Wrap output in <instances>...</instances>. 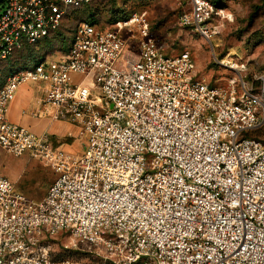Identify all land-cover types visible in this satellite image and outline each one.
Here are the masks:
<instances>
[{
	"label": "built area",
	"instance_id": "obj_1",
	"mask_svg": "<svg viewBox=\"0 0 264 264\" xmlns=\"http://www.w3.org/2000/svg\"><path fill=\"white\" fill-rule=\"evenodd\" d=\"M94 1L3 0L0 66ZM190 4L180 25L211 38L221 8ZM32 82L46 85L51 117L76 126L82 153L8 119ZM263 128L264 79L206 81L138 12L106 29L80 21L64 57H39L0 86V151L56 173L40 200L0 175V264H264V139L252 135ZM59 235L80 256L56 257Z\"/></svg>",
	"mask_w": 264,
	"mask_h": 264
},
{
	"label": "rangeland",
	"instance_id": "obj_2",
	"mask_svg": "<svg viewBox=\"0 0 264 264\" xmlns=\"http://www.w3.org/2000/svg\"><path fill=\"white\" fill-rule=\"evenodd\" d=\"M216 1L224 17L214 21L211 38L180 25L181 14L191 9L190 0L94 1L91 5L73 11L49 38L2 64L0 85L10 71L35 65L32 62L34 56L49 59L61 57L68 50L74 28L80 21L92 19L106 29L117 18L121 19L124 11L128 15L138 12L147 18L152 36L165 53L189 51L194 69L206 81L225 84L227 80L244 79L256 87L260 86L264 79V0ZM134 47L136 52V44ZM225 64H229V67ZM73 79L80 81L82 76L74 75ZM252 135L264 139V128ZM69 138L65 135L56 143L61 145L62 142L70 141ZM83 143L84 138H80L81 146L76 148V154L82 153ZM0 175L11 179L20 192L33 200L42 199L56 178L52 167L45 165L30 152L16 156L3 149L0 151ZM49 242L58 258L80 256L76 252L79 249L65 246H71L67 236L59 235L49 239Z\"/></svg>",
	"mask_w": 264,
	"mask_h": 264
},
{
	"label": "crops",
	"instance_id": "obj_3",
	"mask_svg": "<svg viewBox=\"0 0 264 264\" xmlns=\"http://www.w3.org/2000/svg\"><path fill=\"white\" fill-rule=\"evenodd\" d=\"M66 52L55 59L64 57ZM90 80V78H86L87 83H90ZM45 95L46 85L44 83L23 84L10 104L8 119L14 124L26 127L37 135L48 134L55 145L76 153V148L81 146L78 129L70 122L54 120L51 117L43 105ZM65 135L71 137L69 138L70 141L58 145L56 142H59V139Z\"/></svg>",
	"mask_w": 264,
	"mask_h": 264
},
{
	"label": "trees",
	"instance_id": "obj_4",
	"mask_svg": "<svg viewBox=\"0 0 264 264\" xmlns=\"http://www.w3.org/2000/svg\"><path fill=\"white\" fill-rule=\"evenodd\" d=\"M101 1H104V0H101ZM212 1H213L216 5H218L216 0H212ZM105 2H107V1H105ZM114 2H116V0L113 1L112 3H114ZM108 3H110V2H108ZM122 16L126 17V16H128V14H126V12L123 11V15H122ZM117 19H118V18H117ZM89 20H92V19H89ZM92 21H94V20H92ZM95 22H97V21H95ZM97 23H99V22H97ZM37 45H38V44H37ZM35 46H36V45H35ZM31 47H33V46H31ZM27 48H30V47H27ZM27 48H26V49H27ZM26 49H25V50H26ZM38 58H39L38 56H34L32 62L37 61ZM26 67H27V66H26ZM10 73H11V71H10L8 74H10ZM8 74H7V76H8ZM7 76H6V77H7ZM6 77H5V78H6ZM3 83H4V82H3ZM3 83H2V84H3ZM2 84H1V85H2ZM1 85H0V86H1Z\"/></svg>",
	"mask_w": 264,
	"mask_h": 264
}]
</instances>
